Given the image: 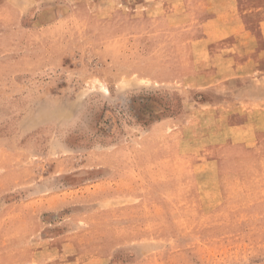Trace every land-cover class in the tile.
I'll list each match as a JSON object with an SVG mask.
<instances>
[{
	"label": "rangeland",
	"instance_id": "374dc122",
	"mask_svg": "<svg viewBox=\"0 0 264 264\" xmlns=\"http://www.w3.org/2000/svg\"><path fill=\"white\" fill-rule=\"evenodd\" d=\"M0 264H264V0H0Z\"/></svg>",
	"mask_w": 264,
	"mask_h": 264
}]
</instances>
